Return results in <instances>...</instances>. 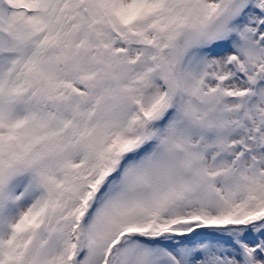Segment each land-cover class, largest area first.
Here are the masks:
<instances>
[{"label":"snow or ice","instance_id":"1","mask_svg":"<svg viewBox=\"0 0 264 264\" xmlns=\"http://www.w3.org/2000/svg\"><path fill=\"white\" fill-rule=\"evenodd\" d=\"M0 264H264V0H0Z\"/></svg>","mask_w":264,"mask_h":264}]
</instances>
